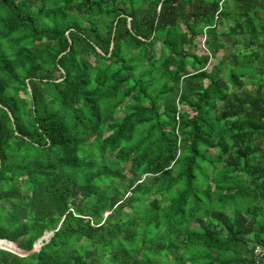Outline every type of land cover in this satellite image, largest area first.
I'll return each instance as SVG.
<instances>
[{"label": "trees", "instance_id": "1", "mask_svg": "<svg viewBox=\"0 0 264 264\" xmlns=\"http://www.w3.org/2000/svg\"><path fill=\"white\" fill-rule=\"evenodd\" d=\"M0 240L28 253L0 264H255L264 0H0Z\"/></svg>", "mask_w": 264, "mask_h": 264}, {"label": "water", "instance_id": "2", "mask_svg": "<svg viewBox=\"0 0 264 264\" xmlns=\"http://www.w3.org/2000/svg\"><path fill=\"white\" fill-rule=\"evenodd\" d=\"M52 235H53V231H50V232H46V233H44V235H43L41 238H39V239L34 243V245H33V247H32V250H31L30 252L38 251V250L40 249V247L42 246V244L47 243V242L49 241V239H50V237H51ZM0 242H1V243H2V242H6V243H11V244H13L12 242H8L7 240H0ZM13 245H14V244H13ZM14 247H15L16 250H11V249H8V248H4V247H2V246L0 245V249H3V250H6V251H9V252H12V253H14V254H18V255H21V256L28 254V253L21 254V253H19L20 250H19L15 245H14ZM30 252H29V253H30ZM22 253H23V252H22Z\"/></svg>", "mask_w": 264, "mask_h": 264}, {"label": "rangeland", "instance_id": "3", "mask_svg": "<svg viewBox=\"0 0 264 264\" xmlns=\"http://www.w3.org/2000/svg\"><path fill=\"white\" fill-rule=\"evenodd\" d=\"M200 50L202 52V49H200ZM224 53H225V50L224 49H219L214 58H211L210 59L209 57H207L208 59L205 62V68H207V70L209 71L214 66V64L217 63L223 57ZM246 88L248 89L249 87H246ZM19 253L24 254L25 252H23V253L22 252H19Z\"/></svg>", "mask_w": 264, "mask_h": 264}, {"label": "built area", "instance_id": "4", "mask_svg": "<svg viewBox=\"0 0 264 264\" xmlns=\"http://www.w3.org/2000/svg\"><path fill=\"white\" fill-rule=\"evenodd\" d=\"M251 253L255 260V264H260V260L264 257V248L260 245L252 246Z\"/></svg>", "mask_w": 264, "mask_h": 264}]
</instances>
